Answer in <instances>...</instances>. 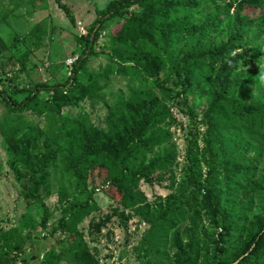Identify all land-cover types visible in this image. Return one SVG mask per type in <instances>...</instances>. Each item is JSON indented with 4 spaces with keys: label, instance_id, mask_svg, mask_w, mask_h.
Instances as JSON below:
<instances>
[{
    "label": "trees",
    "instance_id": "1",
    "mask_svg": "<svg viewBox=\"0 0 264 264\" xmlns=\"http://www.w3.org/2000/svg\"><path fill=\"white\" fill-rule=\"evenodd\" d=\"M54 1L74 24L62 0ZM133 7L140 11L129 12ZM115 18L121 19L110 35L115 64L89 73L84 67L95 43ZM77 41L81 51L64 81L0 85V136L16 159L25 200L41 211L40 230L51 217L44 204L51 172L65 176L73 189L72 195L58 191L65 205L48 232L67 237L65 250L22 258L31 236L13 227L0 231V264H61L65 256L67 264H100L87 244H70L78 225L98 210L94 189H87L95 179L96 188L116 200L112 214L123 222L130 218L124 212L132 211L147 225L140 239L147 256L169 264H264V98L240 71L243 64H264V0L111 2L106 11H96L92 27ZM11 48L0 37L1 71L5 65L23 70L28 61L29 51L15 57L7 54ZM114 73L132 80L139 75L148 86L132 88L118 108L106 105L104 127L87 115L64 113L101 101L99 81ZM174 89L198 100L186 113L192 128L179 180L166 104ZM25 113L44 118L47 127L28 125ZM155 176L168 178L169 193L149 203L139 187ZM109 220L90 227L98 234Z\"/></svg>",
    "mask_w": 264,
    "mask_h": 264
},
{
    "label": "rangeland",
    "instance_id": "2",
    "mask_svg": "<svg viewBox=\"0 0 264 264\" xmlns=\"http://www.w3.org/2000/svg\"><path fill=\"white\" fill-rule=\"evenodd\" d=\"M121 0H62V4L69 9L74 24H70L64 13L57 8L54 0H0V37L13 48L7 54L19 57L24 51H29L30 56L24 69L19 70L17 65H5V70H0V85L4 88L31 87L36 82L54 84L62 82L69 76L70 68L67 61L75 60L80 54L77 39L85 36L96 20V11H106L111 2ZM129 12L138 13L140 10L133 7ZM260 11H252V16ZM121 23L115 18L104 25L100 36L94 46V55L89 58L84 69L89 73L102 72L108 65L115 64L109 55L110 35L114 28ZM6 54V55H7ZM240 71L249 77L254 86L253 93L264 98V64L253 66L243 64ZM161 73L160 79L164 78ZM102 90L97 100L92 104L83 102L77 109H64V113L72 116L87 115L88 119L96 126L104 127L103 119L107 114L108 105L111 108L121 106V101L132 88L148 86L141 83L139 75L135 80L129 76L112 74L99 81ZM173 90L172 99L166 102L170 108L174 124L170 127L172 144L176 152L177 167L175 177L180 179L181 169L184 166V154L189 139L188 130L192 123L187 118L188 107L196 109L198 100L190 94H178ZM5 115V109L0 105V117ZM28 125L45 129L47 121L44 118L34 117L30 113L22 115ZM203 128H201V131ZM263 164L259 174H264ZM16 159L8 149L5 141L0 136V231L9 228H18L24 236L31 238L25 246L22 258L27 260L40 259L49 250L64 251L67 247V237L59 232L49 235L48 232L61 216L63 205L58 200V191L63 190L67 195H72V184L59 172H51V193L45 197L44 204L51 212V217L45 230H40L41 211L24 198V182L17 180L14 169ZM168 178L158 180L153 177L150 184L141 182L139 190L151 203L157 198H164L168 193ZM87 189L93 190L94 199L98 210L86 217L77 227L78 233L73 235L71 246L76 247L85 243L91 253L96 256L100 264H169L166 260H159L154 255L147 256L143 252L141 235L147 225L141 222L131 211L126 221H121L116 214H112L116 206L114 197L106 195L97 179L87 183ZM107 216L110 220L101 227L96 234L90 227L92 222L103 221ZM31 245V246H30ZM65 256L61 264H67Z\"/></svg>",
    "mask_w": 264,
    "mask_h": 264
},
{
    "label": "built area",
    "instance_id": "3",
    "mask_svg": "<svg viewBox=\"0 0 264 264\" xmlns=\"http://www.w3.org/2000/svg\"><path fill=\"white\" fill-rule=\"evenodd\" d=\"M76 60V59H75ZM74 59L73 60H69V61H67V65L69 66V68L71 69V66H72V64L74 63V61H75ZM70 75V74H69Z\"/></svg>",
    "mask_w": 264,
    "mask_h": 264
},
{
    "label": "water",
    "instance_id": "4",
    "mask_svg": "<svg viewBox=\"0 0 264 264\" xmlns=\"http://www.w3.org/2000/svg\"><path fill=\"white\" fill-rule=\"evenodd\" d=\"M95 32H96V29L92 32V34H91V37H90V42L92 43V41H93V37H94V35H95Z\"/></svg>",
    "mask_w": 264,
    "mask_h": 264
}]
</instances>
